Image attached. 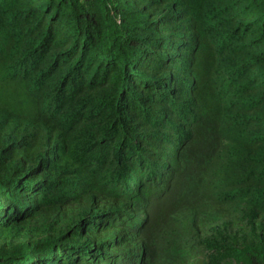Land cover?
I'll return each mask as SVG.
<instances>
[{
	"label": "trees",
	"instance_id": "trees-1",
	"mask_svg": "<svg viewBox=\"0 0 264 264\" xmlns=\"http://www.w3.org/2000/svg\"><path fill=\"white\" fill-rule=\"evenodd\" d=\"M0 264H264V0H0Z\"/></svg>",
	"mask_w": 264,
	"mask_h": 264
}]
</instances>
